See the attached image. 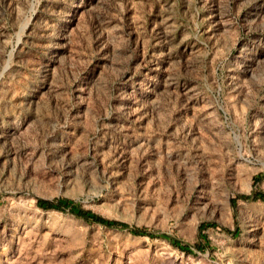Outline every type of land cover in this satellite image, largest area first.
<instances>
[{"label": "rangeland", "instance_id": "1", "mask_svg": "<svg viewBox=\"0 0 264 264\" xmlns=\"http://www.w3.org/2000/svg\"><path fill=\"white\" fill-rule=\"evenodd\" d=\"M254 192L264 0H0V264H264Z\"/></svg>", "mask_w": 264, "mask_h": 264}, {"label": "trees", "instance_id": "2", "mask_svg": "<svg viewBox=\"0 0 264 264\" xmlns=\"http://www.w3.org/2000/svg\"><path fill=\"white\" fill-rule=\"evenodd\" d=\"M237 198L243 199V200H255V199H260L264 200V194L262 192H254L252 194H239L237 195ZM235 198L232 200L234 201ZM35 204L44 209V210H65L68 209L67 211L74 215L75 217L82 219L86 222L89 223H96L108 228H117V229H127L133 234H138V235H144L147 234L144 229L142 228H135V227H129L126 223L116 221V220H110L107 219L99 214H96L88 209L84 208H79V207H71L68 205L67 201L64 200H58V199H53V200H47V199H37L35 201ZM199 225V230L200 229ZM197 250H202V246L200 244L195 245Z\"/></svg>", "mask_w": 264, "mask_h": 264}]
</instances>
